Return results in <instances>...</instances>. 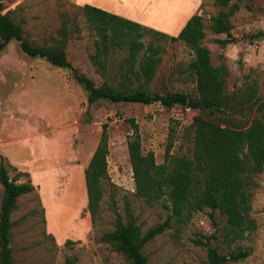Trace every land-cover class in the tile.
I'll return each instance as SVG.
<instances>
[{
	"label": "rangeland",
	"instance_id": "374dc122",
	"mask_svg": "<svg viewBox=\"0 0 264 264\" xmlns=\"http://www.w3.org/2000/svg\"><path fill=\"white\" fill-rule=\"evenodd\" d=\"M238 9L229 17L231 40L224 46L214 42L224 34L209 29V16L216 13L212 0H199L194 13L202 17L204 37L213 65L224 62L228 74L225 90L245 81H255L258 102H264V0H232ZM3 9L12 10L26 37L38 43L56 35L60 11L77 22L78 32H70L65 44L72 68L99 84L103 77L88 58L93 51V33L82 19L74 0H1ZM103 4V1H99ZM71 28V22L69 25ZM175 35L177 32L168 33ZM161 62L150 83V90L165 93L187 91L192 83L175 73L179 62L192 55L182 43L166 42ZM123 50H113L110 67H115ZM114 68H111V72ZM108 71V74L110 73ZM197 110L179 105L140 104L97 100L86 101L84 89L73 78L70 68H60L42 58L20 51L10 40L0 52V160L10 178L27 172L33 189L16 198L10 213V248L13 264H64L71 256L76 264H129L106 242L101 232L113 227L108 206L109 186L100 201L98 217L91 221L85 210L83 169L97 143L101 124L107 123V173L114 192L115 207L125 218L124 202L142 232L161 223L168 213L161 203L148 204L134 194L127 158L126 139L131 133L129 118L137 124L142 152L151 151L160 163L168 139L170 152L189 153L190 140L183 135ZM207 115H218L205 113ZM223 114V113H221ZM255 106H235L224 115L247 124ZM16 177V182L24 181ZM251 188L250 216L255 227L236 245L249 254L225 264H264V165ZM2 187L0 185V198ZM214 218L208 209L192 212L188 221L172 224L146 242L142 253L147 264H204V248L191 239L213 230Z\"/></svg>",
	"mask_w": 264,
	"mask_h": 264
},
{
	"label": "trees",
	"instance_id": "16d2710c",
	"mask_svg": "<svg viewBox=\"0 0 264 264\" xmlns=\"http://www.w3.org/2000/svg\"><path fill=\"white\" fill-rule=\"evenodd\" d=\"M216 13L209 16V29L214 42L224 46L231 38L232 24L229 17L238 9L232 0H212ZM0 0V52L15 40L21 52L33 58H42L60 68H70L73 78L84 89L88 103L97 100L110 102L151 104L171 108L179 105L197 110L190 123L183 128V135L190 140L189 153L173 154L168 139L160 163L151 151L142 152L137 124L129 118L131 133L127 135V158L131 170L134 194L148 204L161 203L168 210L165 219L142 232L124 202L125 218L115 207L114 192L107 173L108 153L107 123L101 124L97 143L83 169L85 210L94 221L100 210V201L109 186L108 206L113 212V227L99 235L129 264H147L142 253L146 242L169 227L172 222L182 224L191 213L209 210L214 218L213 230L196 234L191 241L204 248V264H225L238 261L249 254L248 249L236 245L255 224L250 216L251 188L257 185L255 176L264 165V102H258L255 81H245L231 91L225 90L228 70L224 62L213 65L207 47L201 44L204 28L200 14H191L175 35L147 27L96 6H78L87 28L92 31L93 51L88 53L90 62L103 77L99 84L71 67L66 58L65 44L70 32H78L74 18L60 11V24L56 35L38 43L26 37L19 23L11 16L12 10L3 12ZM71 22V28L69 27ZM180 42L192 55L186 62L175 66V73L192 86L187 91L173 90L165 93L150 90L159 64L163 45ZM113 50L125 54L110 67L109 56ZM111 68H114L112 72ZM108 71L110 73L108 74ZM253 107L257 114L247 124L224 115L235 106ZM218 115H207L205 113ZM223 113V114H221ZM25 180L16 182L17 176ZM0 264H13L10 248V213L16 198L29 193L33 186L27 172L10 178L5 164L0 160ZM64 264H76L71 256Z\"/></svg>",
	"mask_w": 264,
	"mask_h": 264
},
{
	"label": "crops",
	"instance_id": "0c3cea01",
	"mask_svg": "<svg viewBox=\"0 0 264 264\" xmlns=\"http://www.w3.org/2000/svg\"><path fill=\"white\" fill-rule=\"evenodd\" d=\"M138 22L161 32H178L199 0H74ZM100 1V0H99Z\"/></svg>",
	"mask_w": 264,
	"mask_h": 264
}]
</instances>
